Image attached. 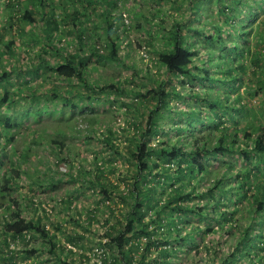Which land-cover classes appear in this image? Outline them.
<instances>
[{
	"label": "rangeland",
	"instance_id": "obj_1",
	"mask_svg": "<svg viewBox=\"0 0 264 264\" xmlns=\"http://www.w3.org/2000/svg\"><path fill=\"white\" fill-rule=\"evenodd\" d=\"M175 1L182 2V0ZM244 1L242 3L256 6L251 0ZM15 2L21 3L22 6L32 5L34 8L37 6L36 0H0V35H2L0 36V42L10 39L11 36L17 39L13 56L0 54V74L5 72L8 75L6 83L0 82V96L3 87H5L10 90V99L16 100L10 110L6 109L5 106H1L0 117L8 116L19 122L17 127L8 129L11 133H15L13 140L8 141L3 134L0 135L1 151L3 148L0 159V177L10 171V168L17 167L21 173L18 178H12L11 180L13 190L9 198H16L20 209H22L23 217L26 219L41 217L46 229L54 234L57 243L66 245L67 248L72 250L68 253L56 251V256H53L43 248V240L37 239L35 236L30 238L25 236V241H19L14 247L19 251L31 248L35 252L25 260H22L23 256L19 255L16 264H34V260L37 258L41 260V264H64V261L73 264L99 262L102 259V252L97 251L96 246L104 241V231L113 225L115 220L122 221L121 213L125 205L115 195L107 203L100 200L101 196L95 191V185L92 182V175H94V171H90L92 162L96 160L98 164L100 162L109 163L107 157L113 151L101 139L102 136L109 135L107 131H111V140L117 146L118 151L124 153L125 145L131 139V124L139 120L142 121L146 112V103L141 104V101L136 97V91L149 86L155 87L160 80L165 78L164 69L156 61L155 51L160 49L162 38L168 34L170 24L186 17L189 12L173 2L165 0H158L156 3L154 0H115V8L121 14L117 30L118 28L119 30L124 29L122 32L123 38H119L117 43L118 61L100 60L90 64L87 69V79L95 83H122L127 89L126 94L107 95L110 100H114L112 105L97 97V100L92 101L88 108L73 111L66 108L63 114L52 112L54 114L47 115L44 110H48L51 106L50 103L45 106L44 93L41 88H38L39 86L37 91L41 94L37 100L38 102H29L24 95L21 96L18 92V89L22 90L23 85L16 78L15 72L18 65L25 66L27 62L31 61L32 63L34 61L29 52L31 50L34 52L38 44L35 45L36 42L34 41L36 40L35 27L30 23L26 24L17 20L21 7L15 6ZM103 2L104 0H99V3L92 2L91 6L97 10L93 12L94 14L89 21L84 22L83 25L86 27L85 31L88 35V47L94 46L98 49L99 54L105 55L108 52V39L105 36L108 27H106V24L103 25L106 22V16L98 11V9H104ZM200 4H202L199 11L200 15L193 23L197 25V28L200 29L204 18L209 17L214 22L218 21L221 29L220 35L225 36L226 41L234 40L237 45H242L243 40L232 37V32L229 30L232 27L240 29L236 22L237 19H232L235 22H231V18L226 20L225 23L221 22L220 17L213 10L214 0L201 1ZM74 6L75 8L79 7V2H75ZM57 7H60V5L58 4ZM243 10L245 11V8ZM57 18H60V14L57 15ZM261 18H264V15L259 13L254 22ZM254 22L244 26L243 29H247ZM149 23L151 25L158 23L161 30L156 29ZM227 26L228 28H226ZM58 28L60 32H64L66 25L60 23ZM262 33L259 28H253V31L249 34L240 35L247 37L249 43H251L250 49L254 50L258 47H264ZM20 36L21 38H19ZM64 36L61 40L67 43V48L77 50L74 38L68 37L69 39H66ZM201 40L202 38H195V36L194 38H187L189 48L198 52V59L194 62L201 66L217 62L218 57L209 59L205 56V52H208V46ZM254 42H258V44L256 45ZM1 47L0 43V50L2 51L3 48ZM241 47H245V45ZM212 50L215 54L220 49L216 46ZM83 51V49H79L76 52L83 53ZM224 52H227V50ZM239 59L246 69L250 68L248 54L243 53ZM235 62L236 60L233 64ZM209 67L211 68L209 72L211 81L203 80V74H197L195 69H191L192 73L197 74L194 80H184L182 83L178 81L174 83V80H172V85L175 86L176 90H180L182 97L172 96L170 98L168 106L161 112L162 118L157 125L158 132L151 136L150 143L156 140L173 142L177 137V133L176 130L170 132L171 128L185 127L179 132V137L184 140L183 142L186 145L193 136L198 134L204 137L203 141L207 142V145H213L215 136L206 133L208 125L205 124H208V121H206L208 118L213 119L214 122L212 123L217 124L219 128L222 126L233 127L240 133H243V123L251 126L250 128L245 127L247 128L246 132H253V125L257 122H260L264 128V97L262 104L259 105L258 100L250 94L253 84L248 82L251 80L250 75H247V71L240 73V86L236 89L231 83L232 79L225 86L219 82L218 78L222 76L223 67L219 69ZM233 75L235 74L232 72L228 76L233 78ZM43 78L44 75H41L38 80L35 79L34 81L41 83L44 80ZM42 84L43 87L44 84H46V87L51 86V83L42 82ZM71 84L74 85L70 81L68 86L67 84H54V86L66 88L68 91L76 90L77 87H71ZM246 86L248 87L245 88ZM213 94L221 97V100H219L221 104L224 102V97H227L229 107L227 111H231V117L238 119L239 122L229 121V117H226L221 109L217 113L218 116L222 115L221 117L212 116L213 114L205 105L208 100L204 98H210ZM261 95L264 96L262 92ZM237 103H244L247 111L251 115L256 113L257 116L250 119L242 116L241 113L235 112ZM142 110L143 114L141 115ZM38 111H41L39 116L36 115ZM194 111H199L200 116H198V119L200 121L196 120L197 115L193 114ZM202 123L203 125H201ZM219 123L221 124L219 125ZM188 127H195L196 130L189 133L187 131ZM2 129L3 123H0V131ZM52 140L59 142V144H53ZM243 143L244 141L239 138L237 147L233 145L232 149L222 157L209 159L207 169L210 173L207 172L204 175V179L200 184H196L193 180L190 181L189 186H185V191L189 190L190 186H195V191L201 193L211 185L214 178L224 168L221 161H230L233 164V170L248 169L251 171V167L258 168L255 173L252 171L251 182L259 184L260 187L258 185L252 187L251 192L254 195L260 193L264 200V153L254 155L247 162L240 151V149L247 148ZM123 157L113 154V160L109 163L114 165L113 172L106 174L109 181L116 183L120 189L132 180L129 176L130 173L127 175L124 173L125 168L132 169V167ZM86 171L89 173H85ZM229 187L230 183L229 186L223 185V188L228 190L224 193L216 192L212 204L219 206V210H234L233 221L223 225L221 221L213 222L212 220L208 222V218L201 215H182V219L187 222L179 224L182 226L180 231L178 230L176 233L171 231L170 233V240L174 239L181 243L180 246H176L177 249L170 256L171 263L201 264L207 258L213 261L212 263H216L219 258L231 251L235 240L230 235L241 233L248 224V218L252 215V211L249 209L251 199L246 198L235 203L232 197L229 196V192L233 190ZM232 195H234V192ZM68 200H70L69 205ZM30 201L32 204H29ZM205 202H207L206 195L202 198L190 200L188 203L190 206L196 205L199 207ZM10 203L6 202L0 206V224L8 214L6 207ZM221 203H224V206ZM30 205L32 206L30 207ZM31 208L35 210L33 211ZM257 216L261 221L264 214L258 213ZM56 223L60 224V230H56L52 226ZM229 225L232 226V229L230 232L225 233V229ZM251 226V233H256L257 225ZM206 227H211L213 231L210 233H202L201 231L197 233V228L201 230ZM26 234L31 235V233ZM182 235H187L186 238H190L186 242H180L179 238ZM255 237L257 238V235H253L251 239L256 241ZM252 240L250 243L254 241ZM1 241L0 234V249H4ZM245 251H247V247ZM235 256L240 257L239 262L243 259L245 260L243 264H249L245 259L246 256H240L239 254ZM247 257L252 258V264L255 262L264 264V250L254 252L253 249H250Z\"/></svg>",
	"mask_w": 264,
	"mask_h": 264
},
{
	"label": "trees",
	"instance_id": "obj_2",
	"mask_svg": "<svg viewBox=\"0 0 264 264\" xmlns=\"http://www.w3.org/2000/svg\"><path fill=\"white\" fill-rule=\"evenodd\" d=\"M154 1L156 3L158 0ZM165 1H171L189 12L186 17L170 24L168 34L162 38L163 46L161 45L160 49L155 51L156 61L164 69L165 78L160 80L155 87L149 86L136 91V97L141 101V104L146 103V112L142 121L139 120L131 124V139L127 141L124 153L119 152L117 146L112 142L111 131H107L109 135L101 137L104 143L111 147L113 151L107 157L109 163L113 160V154L120 157L124 155L123 158L132 167V169L125 168L124 173L126 175L130 173L129 176L132 180L120 189L116 183L109 181L106 177V174L113 172V164L106 162L98 164L96 160H93L92 169H90V171H94L92 182L95 185V191L101 196L100 200L107 203L115 195L125 205L121 213L122 221L115 220V223L104 231V241L96 246L97 251L102 252L101 261L92 264H174L171 263L169 258L177 249L176 246H180L181 243L174 239L170 240V233L171 231L174 233L180 231L182 226L179 224L187 222L182 219V215H201L208 218V222L212 220L213 222L221 221L223 225L233 221L234 210H219V206L212 204L215 193L226 192L228 189L225 190L223 185L229 186V183V189L235 190L229 192V196L232 197L235 203L246 198L251 199L249 209L252 211V215L248 218V224L241 233L230 235L235 240V244L229 253L219 258L216 263H212L213 261L207 258L201 264H243L245 260L242 259L239 262L240 257L235 256L236 254L246 256L245 259L249 264H252V258L247 257L249 256V250L253 249L254 252L264 250V217L259 221V216H257L258 213L264 214V200L260 193L254 195L251 192L252 187L259 186V184L251 182V176L255 171H258V168L251 167V171L248 169L233 170V164L230 161H221L224 168L204 191L197 193L195 186H190L189 190L186 191L184 188L186 185L189 186L192 180L196 184H200L204 179V175L208 172V160L222 157L232 149L233 145L237 147L239 138L244 141L243 144L247 147L240 149L243 158L247 162L254 155H262L264 153V128L262 124L257 122L258 124L253 125V132H246L247 128L251 126L243 123V133H240L233 127L222 126L219 128L217 124L212 123L214 122L213 119L208 118L206 120L208 124H205L208 125L206 133L215 136V142L210 146L203 141L204 137L201 134L193 136L186 145L183 142L184 140L179 137V132L185 127L171 128L170 132L176 130L177 133V137L173 142L156 140L150 143V139L158 132L157 125L162 118L161 112L168 106L170 98L172 96L182 97L180 90H176L175 86L172 85V80H174V83L176 81L182 83L184 80H194L197 74L202 73L203 80L211 81L209 77L211 68L209 66L215 69L223 67L222 76L218 78L219 82L225 86L232 79L231 83L236 89L240 86V73L246 70L251 80L248 82L253 84L250 94L258 100L259 105L262 104L264 97L261 95V92L264 95V47L251 50V43H249L246 36H242L245 33L252 32L253 28H259V31L263 32L262 42L264 43V18L254 22L259 13L264 15V0H251L256 6L242 3L245 2L244 0H214L213 10L218 14L221 22L225 23L229 18H231V22H235L233 20L237 19L236 22L240 29L232 27L229 30L232 32V37L243 40L242 45H237L234 40L226 41L225 36L220 35L221 29L218 21L214 22L209 17L204 18L200 29L196 27V24H193L197 20V16L200 15L199 11L202 7L200 2L205 0H182L181 3L175 0ZM75 2H79L80 6L75 8ZM92 2L99 3V0H36L37 6L35 8L32 5L22 6L19 2L14 3L15 6L21 7L17 20L26 24L30 23L35 27H33L35 29L34 34H36V40L34 41L36 42L35 45L38 44L34 52L32 50L29 52L34 61L32 63L31 61L27 62L25 66L18 65L15 72L16 78L23 85L22 90L18 89V92L21 96L24 95L29 102H36L41 94L37 91L39 86L38 88H41L44 93L45 106H48V103L51 106L50 108L47 107L48 110H44L47 115L55 112L63 114L66 108L72 111L88 108L92 101L97 100V97L112 105L114 100H110L107 95H119L127 91L124 85L119 82L95 83L87 79V69L90 64L100 60L118 61L117 43L119 38H123L122 32L124 31L123 28L117 30L121 14L115 8V0H104V9H98V11L106 16V22L103 25L106 24V27H108L107 34H105L108 39V52L102 55L99 54L96 47L91 46L89 48L87 45L88 35L83 23L88 22L94 14L93 12L97 10L91 6ZM58 4L60 7H57ZM243 8H245V11ZM58 14H60L59 19L57 18ZM253 22V25L243 29L244 26ZM60 23L66 25L64 32L59 31L58 25ZM151 26L161 30L158 23ZM63 35L66 39L74 38L77 50L83 49V53L76 52L75 48L74 50L68 49L67 43L61 40ZM193 35L195 38H202L201 41L208 46V52H205V56L209 59L218 57L217 62L204 66L194 62L198 59V52L190 49L187 42V38H194ZM16 42L17 39L12 36L10 39L0 42L1 48H3L2 51L0 50V54L13 56L16 50ZM254 44L257 45L258 42H254ZM243 45L245 47H241ZM216 46L220 50L214 54L212 49ZM226 50L227 52H224ZM243 53L248 54L250 59V68L248 67V69L244 67L239 59ZM235 60L236 62L233 64ZM214 68L213 70H215ZM191 69L197 70V74L192 73ZM232 72L235 74L233 78L228 76ZM41 75H44L42 82L51 83V86L46 87V84H44L43 87L42 82L37 83V81H34L35 79L38 80ZM7 77V73L1 72L0 82L6 83ZM70 81L74 84H71V87L76 86V90L68 91L66 88L54 86V84H67L68 86ZM9 96L10 90L3 87L0 96V108L5 106L6 109L10 110L16 100L10 99ZM204 99L208 100L205 105L213 114L212 116L221 117L222 115H217L218 110L221 109L224 115L229 117V121L239 122L238 119L231 117V111H227L229 109L227 97H224L222 104L219 102L221 97L216 94ZM236 106L235 112L241 113L242 116L250 119L257 116L256 113L251 115L244 103H237ZM194 113L197 115L196 120L200 121L198 119V116H200L199 111H194ZM40 114L41 111L36 113L37 116ZM140 114H143V110ZM0 123H3L0 135L3 134L8 141L13 140L15 133H11L8 129L17 127L19 122L4 116L0 117ZM122 130L126 131L123 128ZM195 130V127H188L187 129L189 133ZM51 142L59 144L54 140ZM2 151L0 147V159ZM20 173L17 167H12L10 171L0 177V206L6 202H11L6 207L8 214L0 224L1 242L4 248L0 249V264H16L19 255H22V260H25L35 252L31 248L19 251L14 247L19 241H25V236H29V238L35 236L37 239L43 240V248L53 256H56V251L61 253L71 252L72 250L67 248L66 245L57 243L54 234L46 229L41 217L26 219L22 215V209H20L16 198H9L13 190L11 180L12 178H18ZM85 173L89 172L86 171ZM233 192L234 195H232ZM205 195L207 202L199 207L195 204V206H190L188 203L190 200L202 198ZM67 203L69 205L70 200ZM29 204H32V202L30 201ZM221 204L224 206V203ZM31 209L35 210L34 208ZM251 225H257L256 233H251ZM52 226L56 230L61 229L59 223L52 224ZM231 229L232 226L229 225L225 229V233L230 232ZM196 231L197 233L200 231L210 233L213 229L211 227L202 228L201 230L197 228ZM26 233H31V235ZM253 235H257V238L255 237L256 241L251 239ZM186 236L182 235L179 238L180 242L188 241L190 237L186 238ZM250 239L253 241L252 243H250ZM246 247L247 251H245ZM64 262V264H73L72 262ZM34 264H41V260L37 258L34 260ZM253 264H258V262Z\"/></svg>",
	"mask_w": 264,
	"mask_h": 264
}]
</instances>
